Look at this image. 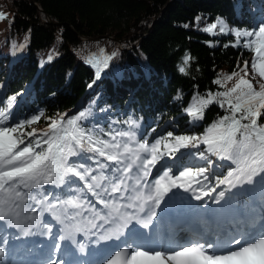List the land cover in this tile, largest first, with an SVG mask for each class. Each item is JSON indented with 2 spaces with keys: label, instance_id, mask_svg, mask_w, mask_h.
Segmentation results:
<instances>
[{
  "label": "trees",
  "instance_id": "1",
  "mask_svg": "<svg viewBox=\"0 0 264 264\" xmlns=\"http://www.w3.org/2000/svg\"><path fill=\"white\" fill-rule=\"evenodd\" d=\"M0 13L5 15L0 19V106L16 97L10 123L42 112L27 129L34 127L42 136L49 117L63 116L66 122L83 112L77 123L94 138L111 141L109 133L131 128L136 140L152 144L167 132L200 136L230 115L216 94L243 75L245 60L250 72L254 51L244 42L256 39L237 38L234 30H258L264 0H0ZM218 18L225 32L219 23L212 32L204 31ZM108 57V67L101 63L96 77L91 61ZM233 72L239 75L226 80ZM260 82L257 74V90ZM209 94L215 99L194 120L185 109ZM258 123L264 124V117ZM206 155L221 166L202 183L215 186V176L226 174L232 164ZM173 159L153 168L155 175L163 167L175 173ZM87 163L95 166V161ZM180 163L187 164V156ZM65 191L54 192L63 199ZM239 197L243 210L264 209V199L252 207L244 192Z\"/></svg>",
  "mask_w": 264,
  "mask_h": 264
},
{
  "label": "snow or ice",
  "instance_id": "2",
  "mask_svg": "<svg viewBox=\"0 0 264 264\" xmlns=\"http://www.w3.org/2000/svg\"><path fill=\"white\" fill-rule=\"evenodd\" d=\"M4 18L5 15L0 13V19ZM218 23L222 25L219 31L225 32L219 18L217 23L209 25L204 31L212 32ZM234 31L237 38L256 37L244 44L253 49L252 70L264 81V23L259 25L258 30ZM110 58L103 61V68L108 67L107 60ZM187 61L188 57H185V64ZM248 66L249 61L245 60L243 75L236 72L228 75L226 80L238 75L239 78L231 88L216 94L223 97L219 101L220 106L224 107L226 103L230 115L221 117L200 136L167 132L152 144L136 140V132L131 128L114 135L109 133L111 141L94 138L90 129H84L77 123L85 117L83 112L67 119L66 126L63 116L59 119L49 117L50 123L42 130V136L37 135L36 128L27 129L39 122L43 113L10 123L16 97H9L6 104L0 106V221L7 222L9 227L22 229L28 235V226L24 224L20 211L27 198L34 201L36 207L44 206L49 212H55V204H60L65 210L71 209L74 211L73 219L82 216L85 209L94 212L93 220L102 219L104 223L114 225L111 234L119 240L124 234L122 230L134 220L148 228L165 197H175L181 189L201 203L209 197L219 204L231 199L232 189L245 184L253 185L256 177L264 180V124L258 123L264 117V82L259 83L257 90L253 79L247 78ZM101 71L97 63L96 77ZM180 71L184 72L185 68L181 67ZM215 83L221 81L216 80ZM213 99L215 97L209 94L185 111L194 120H199L203 117V109ZM237 113L240 115L237 116ZM118 137L126 139L118 140ZM201 145H206V148L201 149ZM206 153H211L219 161L235 164V167L228 168L226 174L215 176V186L202 183L210 181L212 170L221 166ZM185 156L188 163L181 164ZM166 158H174L177 171L174 173L173 168L164 167L149 182L151 170ZM88 161H95V166ZM45 185L67 191L61 199L55 192L44 189ZM220 185L227 187L217 192ZM33 189L38 192L34 194ZM40 189L44 191L40 192ZM214 192L216 195L212 196ZM89 194L108 209L104 217L96 211V204L89 199ZM49 197L55 204H46ZM121 199L128 202L119 203ZM31 211L35 212L36 208ZM140 213L144 214L143 218ZM56 219L60 218L57 216ZM88 223L93 228L98 227L92 221ZM43 227L51 231L52 225L44 224ZM81 230L75 227V231ZM247 235L238 233L231 237L225 250H220L217 242L201 243L199 240L167 250L126 244L116 250L105 264H264V232L249 239L245 238ZM59 238L66 239L63 235ZM67 238H71V233ZM101 239L109 237L102 236ZM0 242L7 243V240L0 238ZM54 247L56 251L60 250L59 244ZM79 247L83 251V245ZM4 254L5 249L0 247V256Z\"/></svg>",
  "mask_w": 264,
  "mask_h": 264
},
{
  "label": "bare ground",
  "instance_id": "3",
  "mask_svg": "<svg viewBox=\"0 0 264 264\" xmlns=\"http://www.w3.org/2000/svg\"><path fill=\"white\" fill-rule=\"evenodd\" d=\"M149 178V177H148ZM150 179H148V181H149ZM180 194L186 199V200H188L189 202H190V193H185L182 189H181V191H180ZM213 195H215V194H213ZM194 199V198H193ZM195 200V199H194ZM24 202H27V203H29L30 201L27 199V198H25V201ZM23 202V203H24ZM25 204V203H24ZM47 204V203H46ZM26 205H28V204H26ZM29 206V205H28ZM31 208H34V207H31ZM98 209H99V207H98ZM44 213V214H46L48 211L47 210H45V208H44V206H42V207H40V209H37L36 208V211L35 212H41V211ZM264 215V214H263ZM260 221H262L263 223H261V225L260 226H263L264 225V216H262V218L259 220V223H260ZM248 236H245V238H247ZM205 241L206 242H217L218 244H219V248H223L224 247V240H222L221 238H219V237H214L213 235H211V236H207L206 238H205ZM160 243L162 244L161 245V247H159L160 248V250H167V249H169V248H176V247H178L179 246V244H178V238L177 237H171V238H167L166 237V235H165V233H160ZM17 258H18V255H17V253H14V260H17ZM29 264V263H28Z\"/></svg>",
  "mask_w": 264,
  "mask_h": 264
},
{
  "label": "rangeland",
  "instance_id": "4",
  "mask_svg": "<svg viewBox=\"0 0 264 264\" xmlns=\"http://www.w3.org/2000/svg\"><path fill=\"white\" fill-rule=\"evenodd\" d=\"M103 61L104 60H92L91 61V65H93V66H95L96 67V65H97V63H99L100 64V66H101V63L103 64ZM249 77H251V78H257V74L256 73H254L253 72V70L251 69L250 70V73H249ZM164 168V167H163ZM162 168V169H163ZM162 169H161V172H162ZM153 171V169L151 170V172ZM154 172V171H153ZM155 173V172H154ZM157 173V172H156ZM152 175H150L149 176V178L148 179H150V177H151ZM154 177V176H153ZM32 192L35 194V193H37L38 192V190H36V189H33L32 190ZM41 192V191H40ZM102 195H104V194H102ZM90 199L93 201V203H95L96 204V207H99V206H101V204H99V202H98V200H97V198L96 197H92V196H90ZM262 215H263V213H262ZM258 220H260V219H258ZM256 221V222H258L259 223V221ZM261 223H263L262 221H260V223L258 224V226H260L261 225ZM257 226V227H258ZM256 227V228H257ZM261 227V230H258V231H260L259 233H253L252 235H247L248 237L246 238V239H249L251 236H257L258 234H260V233H262V232H264V225L263 226H260ZM160 245H162L161 243H160V241L158 242ZM158 244L156 243V245L155 246H157ZM227 248V247H226ZM226 248H224L223 250H225ZM152 249V248H151ZM154 250H160V248H154ZM12 264V263H11Z\"/></svg>",
  "mask_w": 264,
  "mask_h": 264
}]
</instances>
